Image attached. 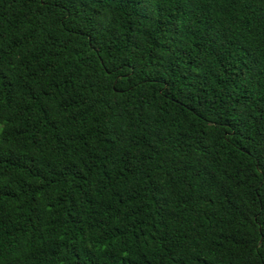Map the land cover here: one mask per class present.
I'll list each match as a JSON object with an SVG mask.
<instances>
[{
	"label": "trees",
	"instance_id": "obj_1",
	"mask_svg": "<svg viewBox=\"0 0 264 264\" xmlns=\"http://www.w3.org/2000/svg\"><path fill=\"white\" fill-rule=\"evenodd\" d=\"M0 264H264V0H0Z\"/></svg>",
	"mask_w": 264,
	"mask_h": 264
}]
</instances>
